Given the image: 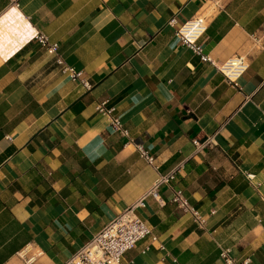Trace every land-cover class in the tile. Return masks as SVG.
I'll return each instance as SVG.
<instances>
[{
    "label": "crops",
    "instance_id": "obj_1",
    "mask_svg": "<svg viewBox=\"0 0 264 264\" xmlns=\"http://www.w3.org/2000/svg\"><path fill=\"white\" fill-rule=\"evenodd\" d=\"M204 13L203 53L247 60L237 86L175 35ZM170 172L125 264H264V0H0V264H65Z\"/></svg>",
    "mask_w": 264,
    "mask_h": 264
},
{
    "label": "built area",
    "instance_id": "obj_2",
    "mask_svg": "<svg viewBox=\"0 0 264 264\" xmlns=\"http://www.w3.org/2000/svg\"><path fill=\"white\" fill-rule=\"evenodd\" d=\"M206 30L207 18L198 14L183 23L175 35L181 44L193 55L197 56L201 62L210 63L229 84L237 86L239 79L248 68L246 58L234 55L219 65L214 64L211 58L203 53L200 44V40ZM34 40L48 55L56 57V64L61 68L62 73L68 74L72 81L79 82L83 89L87 91L91 89L87 81L80 79V72L66 66L63 60L58 57V44L50 43L47 37L40 33L35 36ZM96 110L102 115H109L111 113V110L106 109V102L99 104ZM110 125L123 136L128 135L117 118H111ZM137 150L141 157L152 163L153 159L147 155V152L141 146H137ZM174 179V172L159 176L148 193L144 194L137 202L105 225L89 242L76 251L65 264H125L123 262L124 254L133 249L137 243L146 238H150L151 242H157V236L152 233L150 225L137 215V210L145 207L147 197L151 196L156 199L158 196L157 189L163 185H169ZM171 202L183 212L189 213L196 226L201 228L204 225L203 216L189 205L181 190L176 189L172 191ZM163 249L164 247L159 245V250ZM220 256L225 264H233L227 251H222ZM242 264H246V262Z\"/></svg>",
    "mask_w": 264,
    "mask_h": 264
},
{
    "label": "rangeland",
    "instance_id": "obj_3",
    "mask_svg": "<svg viewBox=\"0 0 264 264\" xmlns=\"http://www.w3.org/2000/svg\"><path fill=\"white\" fill-rule=\"evenodd\" d=\"M208 15H209V14H206V15H205V13H204V14H202V16H203L204 18H207V17H208Z\"/></svg>",
    "mask_w": 264,
    "mask_h": 264
}]
</instances>
